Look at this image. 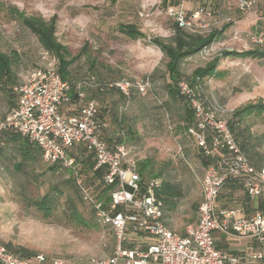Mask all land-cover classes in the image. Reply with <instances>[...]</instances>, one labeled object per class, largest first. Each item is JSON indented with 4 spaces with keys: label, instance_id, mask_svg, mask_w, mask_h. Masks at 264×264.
<instances>
[{
    "label": "rangeland",
    "instance_id": "rangeland-1",
    "mask_svg": "<svg viewBox=\"0 0 264 264\" xmlns=\"http://www.w3.org/2000/svg\"><path fill=\"white\" fill-rule=\"evenodd\" d=\"M4 1L28 16L38 15L46 20L58 16L59 41L68 46L74 56L80 54L83 48L86 49L83 57L75 64L76 79L82 80L88 74H94L102 81H150L146 94L135 91L130 103L123 109L127 122L140 136L134 153H142L136 156L138 163L147 157L148 148H156L151 141L164 139L178 149V146H182L181 140L185 139L184 147L188 150L194 148V141L187 134L184 135V109L179 104H171L168 99L164 82L166 60L160 49L150 44L152 38L169 39L174 36V22L167 15L164 0ZM169 1L173 6L179 4L184 8L189 0ZM198 1L202 3L201 0H193L187 7L198 6ZM225 1L236 14L226 15L221 24L209 22L208 30L221 29L225 24L232 23V30L235 29L232 36H229L230 31L227 30L224 40L187 60L182 66L186 76H190L198 67L205 66L223 50L264 49V46L254 44L248 36L259 35L256 29L258 26L264 32V0H260V5L249 13L237 10L235 0ZM200 6H204L203 3ZM2 16L5 17L0 14V20ZM238 21H246V25ZM6 24L9 27L4 31L10 32V43L6 42V45L21 51L18 61L28 68L20 73L21 78L45 70L49 64L58 66L57 59L44 53L37 38L19 21H8ZM129 24L136 25L147 39L132 41L119 32L121 25ZM25 47L28 53H24L27 52ZM218 70L222 76L204 81L206 95L203 100L207 105L217 103L230 119L234 110L250 102L264 101V60L227 59L221 62ZM243 126L251 133L255 161L264 169V114L251 116ZM180 135L184 136L180 138ZM78 164L83 168L82 163ZM185 164L179 166L180 171L189 168ZM191 165L196 171L194 164ZM156 169L159 171L161 168ZM196 174L199 177L198 169ZM66 178L65 173H46L38 182H33L26 172L9 171L0 160V241L3 244L10 243L15 248L23 247L36 252L44 257V264L54 260L88 264L110 257L115 250V234L103 227H81L68 219L65 208L68 194L77 200L83 217L86 220L91 217ZM53 186H57L62 194L56 196L52 215L46 218L43 213L31 207L28 201H37L51 194ZM181 207L190 214L195 212L187 200H183ZM35 262L37 260L33 259L32 263Z\"/></svg>",
    "mask_w": 264,
    "mask_h": 264
},
{
    "label": "built area",
    "instance_id": "built-area-1",
    "mask_svg": "<svg viewBox=\"0 0 264 264\" xmlns=\"http://www.w3.org/2000/svg\"><path fill=\"white\" fill-rule=\"evenodd\" d=\"M259 3L260 0H238L237 8L249 13ZM167 15L178 28L190 32L210 27L205 20L210 12L203 6L193 11L183 6L169 7ZM249 37L254 44L264 46V36ZM111 86L129 99L134 89L145 95L149 81L122 80ZM179 90L196 121L187 133L194 139L198 152L212 160L204 170L203 201L197 223L188 225L184 235L171 231L164 223L163 202L156 195L160 180L143 182L138 161L130 157L127 146L121 144L112 150L100 138L97 101H86L79 94V112L69 117L62 114V107L71 101V86L63 80L56 64L30 74L18 90L17 105L0 122V132H13L40 148L47 163L60 164L71 171L95 218L114 230L116 246L112 256L88 264H264V209H257L252 215L244 207L222 215L217 212L219 196L229 179L238 181L251 201L264 202V169L255 168L242 152L225 111L217 103L207 105L199 87L185 81L179 83ZM81 146L94 155L95 172L106 169L99 182L112 188L108 200L96 198L92 187L84 182L81 167L71 155ZM216 231L254 240L259 250L248 258L230 255L217 248ZM130 233L142 235L152 243H135L128 237ZM44 261L43 256H38L36 264ZM0 264L31 263L0 244ZM49 264L70 263L54 260Z\"/></svg>",
    "mask_w": 264,
    "mask_h": 264
},
{
    "label": "trees",
    "instance_id": "trees-1",
    "mask_svg": "<svg viewBox=\"0 0 264 264\" xmlns=\"http://www.w3.org/2000/svg\"><path fill=\"white\" fill-rule=\"evenodd\" d=\"M163 3L167 5V0H164ZM203 7L206 8V5ZM14 16L19 20L24 28L29 30V32L37 38L42 48L57 59V69L59 74L63 80L68 82L71 86V101L64 106L76 104L81 108L82 101L79 98V94H83L86 101H97L100 107L99 114L97 116L98 123L101 125V130L99 132L100 138L105 141L108 147L112 150L121 144H125L127 146L128 139L130 140L131 137L136 134V130L130 123L127 122L123 109L124 106L130 103L133 93L135 91L140 93V91L138 89H134L131 97L127 99L118 88L111 86L119 81H102L94 74H88V76L84 77L82 80L76 79L77 73L75 71V64L83 57L86 49L83 48L80 54L74 56L68 46L59 41L57 37V15H54L50 20H45L42 16L38 15L27 16L25 13L19 12H15ZM173 26L175 27V34L173 37L169 39L155 37L150 39V44L160 49L166 60V75L164 82L168 99L171 104H179L184 109L183 125L185 130L188 132L189 128L195 126L196 121L192 111L188 108L180 95L179 83L181 81H185L192 87H199L203 98V96L206 95V86L204 81L222 76V72L218 69L223 60H264V49L258 48L246 51L223 50L219 55L207 62L205 66L198 67L190 76H186L182 70L183 64L187 60L198 56L204 50L210 48L213 44L222 41L225 32L232 27V23L225 24L221 29L211 31L205 29L197 32H190L180 29L176 25ZM118 30L132 41L147 39L140 29L133 24L121 25ZM260 35L264 36V32L261 31ZM12 66L13 58L1 51L0 44V81L17 79L16 74L12 71ZM263 114L264 101L250 102L234 110L231 118L229 119L230 127L232 128L237 144L245 156L250 160L251 164L257 169L263 168H261L255 161V155L252 153L255 146L251 144V133L248 131V128L243 126V124H245L246 119L251 116ZM110 129H113L115 132L114 140L107 136ZM16 137L17 135L11 131L0 132V160L6 169L16 173L26 172L29 179L33 182H38L46 173H65L67 176L66 182L72 184L78 200L88 210L91 217L90 220H86L77 204V200H75L72 195L68 194L65 202L68 219L81 227L90 229H99L103 227L110 230L114 234L112 227L103 225L100 221H98L95 218L94 211H92L91 208L83 201L80 190L71 171L64 168L60 164L52 165L47 163L44 160L43 153L40 148L35 145H31L25 140L21 141L22 144H19L20 141L16 140ZM191 139L194 140L193 138ZM108 141L113 143L110 145ZM9 149H12V151L10 152ZM71 155L77 160V163H82V167L86 169L84 172V169L81 168L83 180L88 186L92 187L95 197L98 199L108 200L112 188L99 182L103 174L106 172V169L103 168L100 171L95 172L93 170L96 164L94 155L88 153L87 151L86 155H79L74 152ZM199 156L202 158V162L206 167L212 162L210 158L205 157L200 151ZM81 158L83 159L81 160ZM138 167L143 182L153 179L160 180L161 183L159 188L156 190V195L163 202L164 212L165 210L174 209L177 202H179L180 198L183 196V186L181 183L173 182L163 173L154 175L151 170V162L147 159L139 162ZM234 185H238V187H240L238 181L234 179L227 180L220 196L222 195L224 189H231ZM51 190V194L45 195L40 200L28 201V204L31 207H34L43 213L46 218H49L52 215L56 196L62 194L61 190L57 186L51 187ZM114 243L115 247V238ZM0 244L4 245L14 256L30 262L31 264H36V262L32 263V260L34 259L36 261L39 256L36 252L23 247L15 248L12 244H3L1 241Z\"/></svg>",
    "mask_w": 264,
    "mask_h": 264
},
{
    "label": "crops",
    "instance_id": "crops-1",
    "mask_svg": "<svg viewBox=\"0 0 264 264\" xmlns=\"http://www.w3.org/2000/svg\"><path fill=\"white\" fill-rule=\"evenodd\" d=\"M192 1L193 0H189L188 2H186L184 4L186 7L184 6V8L187 11H193L197 9L203 3V5H206L208 12H210V15L205 17V20L208 23L214 22L215 24H221L224 22V17L226 15L236 14L234 10H231V8L227 6L228 4L225 0H201L202 3L199 4V1H198V4H197L198 6L193 7V8L187 7V5L192 4L191 3ZM235 1H236L235 8L238 10L237 8L238 0H235ZM170 3L171 2L167 0V9L169 7H181V5L179 4H176L173 6V4L171 5ZM10 5L6 4L5 1L0 2V14L5 15V17L2 16V20H0V44H1V51L4 54L13 58L12 71L14 74H16L17 79L10 80V81H6V80L0 81V122L5 121L11 109H13L17 105L18 90L20 87H22L26 83L29 77L28 76L27 78H21V75H20V73L25 72L26 69H28V68H25L27 66L22 65L21 62L18 61L19 58L21 57V51L18 48L15 49V48H12L6 45V42L10 43V37H9L10 32L4 31L7 27H9L6 23L8 21L10 23L19 21L14 16L15 12L24 13V12L19 11L17 7L10 6ZM243 22L244 21H238V23H243ZM243 24L246 25V21ZM258 28L260 29V27L258 26L256 28L257 33L260 34L261 31ZM228 30L230 31L229 36H232V33L235 29L232 30V27H231ZM226 35L227 34L225 32L223 40L225 39ZM249 35L251 34H248V36ZM39 46L42 51H45L40 45V43H39ZM24 50L27 51L24 53H28V50L26 47L24 48ZM44 53H47V52L45 51ZM79 110H80V107L76 104L64 106L61 109L62 114L65 117L75 115L79 112ZM186 134H187V131L185 130L184 135ZM184 135H180L179 137L182 138ZM107 136L110 139L114 140L115 139L114 130L110 129V131L107 133ZM188 138L190 137L188 136ZM16 140H19L20 141L19 144H22L21 141H24L25 139H23L20 136H17ZM139 140H140V136L138 132H136V134L133 137H131V139L128 142L127 148L130 152L131 158L137 159L136 158L137 155H142V153L140 152L137 153V155L134 154L135 150L137 149L136 144L139 143ZM151 142L155 144L154 147L156 148H153V149L148 148L147 157H145L144 160L147 159L151 162V170L153 171L154 175L163 173L168 179L176 183H181V185L183 186L182 198H180L179 202H177L176 207L174 209L165 210L163 220L168 229H170L171 231L179 235H184L188 225H196L197 223V209L199 208L200 203L203 201V178H204V170L206 166L202 162V158H200L199 156V152L196 148L195 141H194V148L189 149V150L186 149L183 145L186 143L185 139L181 140L182 146H178V149L172 147L170 143L166 142V140L164 139H160L158 140V142L157 141L156 142L151 141ZM112 143L113 142H109L110 145ZM81 147L76 149L74 153L75 154L78 153L79 155H84V154L86 155L85 147L84 146H81ZM9 151L11 152L12 149L11 150L9 149ZM82 159L83 158H81V160ZM188 160L190 161L191 164H194L193 166L196 167V171L197 169L199 170V177H198V174H196L195 169L188 162ZM183 163L184 164L186 163L185 165H188L189 168H182L183 171H180L179 166H181ZM157 167H160L161 169L158 171L156 169ZM240 187H238V185H234V187L231 189H227V188L224 189L217 203V212L219 215H222L228 210L235 209V208H241V207L246 208L248 215H252L257 209H264V202L262 200L251 201L249 198L246 197L242 187L241 188ZM240 194H243V196L239 197ZM183 200H187L191 202L192 207L196 209V211L194 213L192 212L191 214L190 212L189 213L185 212V210L181 207V203L183 202ZM128 237L130 239H133L135 243L137 242V243L144 244V245L152 243L150 239L145 238L139 234L130 233L128 234ZM214 237L216 239L217 248L230 255H237V256L248 258L259 250L258 244L254 240L238 238L234 234H225L223 232L216 231L214 233Z\"/></svg>",
    "mask_w": 264,
    "mask_h": 264
}]
</instances>
